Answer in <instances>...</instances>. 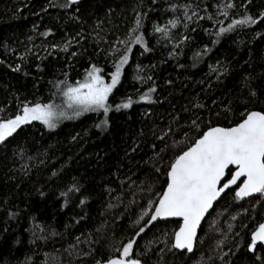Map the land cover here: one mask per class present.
<instances>
[{
	"label": "trees",
	"instance_id": "1",
	"mask_svg": "<svg viewBox=\"0 0 264 264\" xmlns=\"http://www.w3.org/2000/svg\"><path fill=\"white\" fill-rule=\"evenodd\" d=\"M63 2L0 0V118L20 114L25 102H61L64 85L57 84H74L92 65L108 78L137 12L147 13L141 31L151 51L133 45L109 103L114 109L131 96L134 104L111 111L106 129L96 127L102 114L84 112L59 119L51 130L40 122L23 125L0 144V264H24L26 258L28 264H96L118 255L116 249L131 238L143 264H262L256 255L264 258V247L255 254L247 250L251 231L264 222V201L256 198L237 201L226 192L202 223L193 253L169 251L170 243L163 242L171 241L178 221H158L140 237L135 233L144 222L135 221L166 186L167 165L184 148L185 134L188 143L198 138L192 121L201 131L227 127L241 119L246 104L264 107V22L213 44L215 36L205 30L214 33L220 27L215 20L227 26L216 5L228 0H82L70 9L59 7ZM234 3L229 11L235 19L264 11V0ZM185 4L199 5L204 19L185 21ZM173 18L179 23L168 25V36L154 32ZM185 35L189 39L181 43ZM17 65L20 70L13 71ZM217 68L219 78L212 71ZM153 86L157 102L141 101ZM73 184L80 191L62 197Z\"/></svg>",
	"mask_w": 264,
	"mask_h": 264
},
{
	"label": "snow or ice",
	"instance_id": "2",
	"mask_svg": "<svg viewBox=\"0 0 264 264\" xmlns=\"http://www.w3.org/2000/svg\"><path fill=\"white\" fill-rule=\"evenodd\" d=\"M250 3L251 0H248ZM81 0H64L59 7L70 9L79 5ZM155 3V0H153ZM53 7L57 5L53 4ZM177 5H170L175 10ZM184 8L185 21L204 19L199 15V5L193 8L191 5L185 4ZM217 13L223 16L225 20H229L227 26L224 20H215L220 27L213 33L205 30L209 35H214L213 44L227 33H231L237 28L256 25L264 22V11L258 17L248 14L247 11L239 18L235 19L230 16V11L236 8L234 0H228L227 3L217 4ZM245 7V5H241ZM79 11V8H76ZM204 11H207L205 5ZM147 17L145 12H137L133 25L129 28L128 36L125 40L119 41L124 46L123 54L114 63V70L108 73L110 82H106L105 77L101 75V68L92 65L87 71V76L83 82H77L75 86L67 84L66 81L59 82L64 85L63 94L67 97L68 108L73 109V115L79 116L83 112H97L103 115V119L96 127L106 129L109 126V113L113 110L129 109L133 106L134 101L131 96H126L121 103L113 106L109 103V97L113 94V90L121 81L124 65L128 64L130 53L133 45H141L145 51H151L147 46V42L141 31L143 29V21ZM207 19L214 20L213 15H208ZM179 23L178 18L167 21L163 27L154 26L155 33H162L168 36V25L176 28ZM185 28L188 24L185 23ZM195 29H193L194 31ZM45 32L42 35L47 36ZM259 36L260 34L257 33ZM188 36H183L181 43L188 40ZM70 42H66L63 50L67 51ZM56 48L57 45H52ZM179 47V44L176 45ZM208 48L205 46L204 52ZM73 56L76 53H72ZM200 54L197 53V56ZM23 59V57H21ZM20 65H17L13 71H19ZM212 71L222 75L220 70L212 69ZM226 71V69H225ZM139 79V78H138ZM151 80L152 77H147ZM170 84L171 81H168ZM156 92V87H150L147 92L140 94L141 101L156 103L152 94ZM250 96L256 97V92L250 89ZM66 117L65 112H57L55 106L50 103H29L22 105L20 114L9 117L7 119L0 118V144L10 142V138L14 139L15 134L23 125L32 124V122H40L48 129L57 127L59 118ZM192 125L198 130V138L187 142V134H185V146L175 152L167 165L165 175V187L161 192L155 193L156 199H149L147 206L142 209L135 223L143 225L135 233V237H140L148 226L157 221L158 218H178V228L171 233V241L167 238L163 241L167 246L170 243L169 251L172 249L193 253L194 246L197 242V230L201 226V221L205 218V214L213 207V204L222 193L226 190L233 192V198L237 201L245 198H256L257 202L264 201V107L256 110L253 107H244L241 119L234 125L227 127L214 126L208 127L206 131L199 130L196 121H192ZM171 131V129H169ZM167 133L157 137L163 140ZM75 139V137H73ZM155 148V145H153ZM167 148V146H166ZM166 149H162L164 152ZM158 161H163L164 156L157 153ZM159 173L161 169L156 168ZM53 176L57 173L53 172ZM233 186H235L233 188ZM80 188L73 184L67 191H62L60 195L67 197L69 193L79 192ZM44 195L43 192L40 193ZM80 204H85V199L80 200ZM111 207V205H109ZM15 216L16 213H9ZM145 217H148L145 220ZM235 219V217H233ZM231 227V226H230ZM168 233H164L168 237ZM137 243L135 238L129 239L126 243L116 249L118 255L109 257L107 260H98L96 264H143L139 258L141 255L134 249ZM222 243V241H221ZM264 247V222H260L257 227L251 231V240L247 245V250L255 254L259 248ZM163 251V249L161 250ZM227 255V253H224ZM256 260H261L264 264V258L256 255ZM24 264H28V258Z\"/></svg>",
	"mask_w": 264,
	"mask_h": 264
},
{
	"label": "rangeland",
	"instance_id": "3",
	"mask_svg": "<svg viewBox=\"0 0 264 264\" xmlns=\"http://www.w3.org/2000/svg\"><path fill=\"white\" fill-rule=\"evenodd\" d=\"M87 74L83 77V79L77 81V82H83L86 78ZM106 82H110V77L105 78ZM77 82H75L74 84H72L73 86H75L77 84ZM55 106V110L57 112H65L66 113V117H73V109L68 108V101H67V97L64 96L63 92H62V99L61 102H58L56 104H54ZM84 113V112H83ZM65 117H61L59 119H62Z\"/></svg>",
	"mask_w": 264,
	"mask_h": 264
},
{
	"label": "water",
	"instance_id": "4",
	"mask_svg": "<svg viewBox=\"0 0 264 264\" xmlns=\"http://www.w3.org/2000/svg\"><path fill=\"white\" fill-rule=\"evenodd\" d=\"M81 1H82V0H81ZM234 187H235V186H233V188H234ZM228 191H229V190H226L225 193L228 192ZM225 193H222V194H221V197H222ZM221 197H219V198L217 199V201L214 202L213 207H214V205L220 200ZM246 199H249V198H245L244 200H246ZM213 207H212L211 209H209L208 213L205 214V218L201 221V225H202V223L204 222V220L206 219V217L208 216V214L211 212V210L213 209ZM169 220L178 221V218H158V220L155 221V222H153V224H155V223L158 222V221L162 222V221H169ZM153 224H152V225H153ZM200 227H201V226H200ZM199 229H200V228H198V230H197V235H198ZM194 249H195V246H194ZM177 251H178V250H177ZM180 252H181V251H180Z\"/></svg>",
	"mask_w": 264,
	"mask_h": 264
}]
</instances>
